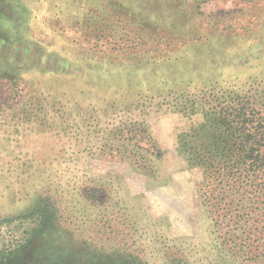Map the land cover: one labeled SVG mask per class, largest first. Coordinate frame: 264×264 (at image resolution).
Instances as JSON below:
<instances>
[{
    "label": "rangeland",
    "instance_id": "1",
    "mask_svg": "<svg viewBox=\"0 0 264 264\" xmlns=\"http://www.w3.org/2000/svg\"><path fill=\"white\" fill-rule=\"evenodd\" d=\"M262 67L264 0H0V264H264L172 107Z\"/></svg>",
    "mask_w": 264,
    "mask_h": 264
},
{
    "label": "trees",
    "instance_id": "2",
    "mask_svg": "<svg viewBox=\"0 0 264 264\" xmlns=\"http://www.w3.org/2000/svg\"><path fill=\"white\" fill-rule=\"evenodd\" d=\"M260 69H263L260 68ZM172 107L202 113L203 121L182 133L180 151L203 173L209 212L244 217V250L264 259V69L241 85L182 91ZM228 214V213H226ZM264 261V260H263Z\"/></svg>",
    "mask_w": 264,
    "mask_h": 264
}]
</instances>
